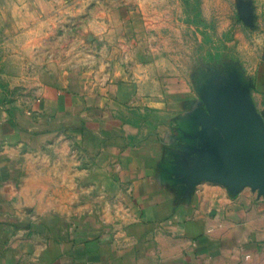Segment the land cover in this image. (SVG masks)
<instances>
[{
  "label": "crops",
  "instance_id": "0c3cea01",
  "mask_svg": "<svg viewBox=\"0 0 264 264\" xmlns=\"http://www.w3.org/2000/svg\"><path fill=\"white\" fill-rule=\"evenodd\" d=\"M75 2L0 0V45H43ZM178 7L103 1L101 24L130 50L30 107L0 94V264H264V62L223 98L157 67V14ZM53 136L93 158L97 200L49 206L24 190V146Z\"/></svg>",
  "mask_w": 264,
  "mask_h": 264
},
{
  "label": "rangeland",
  "instance_id": "374dc122",
  "mask_svg": "<svg viewBox=\"0 0 264 264\" xmlns=\"http://www.w3.org/2000/svg\"><path fill=\"white\" fill-rule=\"evenodd\" d=\"M103 1L76 0L69 29L62 21L65 15H61V26L45 36L47 42L43 45H0V94L6 102L30 107L41 97L42 89H62L75 71L91 78L99 68L109 67L116 51L129 49L130 45L116 40L126 33L101 24L103 16L95 6ZM154 3L180 7L157 14V33L153 31L157 40L148 46L155 52L153 64L186 76L193 86L217 85L221 98L243 92L244 81L251 85L253 69L264 62V44L260 43L264 0ZM169 13L176 17L170 22ZM167 23L172 30L164 28ZM23 152L21 185L38 202L74 207L97 200L88 172L95 161L77 143L53 136L27 142Z\"/></svg>",
  "mask_w": 264,
  "mask_h": 264
}]
</instances>
